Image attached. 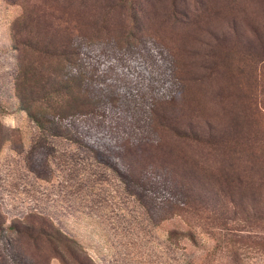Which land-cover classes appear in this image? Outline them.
Returning a JSON list of instances; mask_svg holds the SVG:
<instances>
[{
    "label": "rangeland",
    "instance_id": "obj_1",
    "mask_svg": "<svg viewBox=\"0 0 264 264\" xmlns=\"http://www.w3.org/2000/svg\"><path fill=\"white\" fill-rule=\"evenodd\" d=\"M0 264H264V0H0Z\"/></svg>",
    "mask_w": 264,
    "mask_h": 264
},
{
    "label": "trees",
    "instance_id": "obj_2",
    "mask_svg": "<svg viewBox=\"0 0 264 264\" xmlns=\"http://www.w3.org/2000/svg\"><path fill=\"white\" fill-rule=\"evenodd\" d=\"M15 91H16L17 98L19 100L20 108L23 109L27 113V115L39 126H42L43 123H46V122L49 123L52 120L45 118L44 114L46 110L38 109V113H35L34 111L30 110L31 105L32 104H40V105L43 104V105H47V108L53 109L51 106V102L53 103V101H56V99L59 100V96L65 94L63 87L59 83L55 82L50 76H46V77L43 76L42 79L38 82V84H36L32 89L16 85ZM78 106L79 105L76 103L75 105H71V104L69 105V107L73 109L72 110L74 112L72 113L73 115L83 114L87 112L90 113V111L82 112L83 110L78 108ZM56 114H57L56 119H62V120L65 119L64 114H61V112L56 111ZM165 117H167L170 120L169 127H171L170 129L172 132H174L175 134L183 133L182 130H177L180 128H179V125L176 126L175 120L172 121L173 119L172 115L165 116ZM189 130H190L189 131L190 133L188 137H196L195 129L192 126H189ZM196 133H199V132H196ZM188 185L189 184L186 183L184 187H181V190H180L181 204L185 206V205H196L197 203H200L203 200L202 197L195 194L192 190L193 187L188 186ZM214 201L216 200L213 197H210L208 199V202L210 204L213 203ZM230 201L234 205L236 204L235 199L233 197L230 198ZM38 222L43 224V220L38 221ZM56 235L54 236L51 235L52 240L54 238L58 243L63 244L65 241L58 238L59 235L58 236Z\"/></svg>",
    "mask_w": 264,
    "mask_h": 264
}]
</instances>
